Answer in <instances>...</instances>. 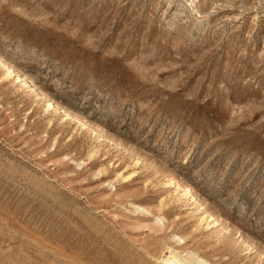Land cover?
<instances>
[{
  "label": "rangeland",
  "instance_id": "obj_1",
  "mask_svg": "<svg viewBox=\"0 0 264 264\" xmlns=\"http://www.w3.org/2000/svg\"><path fill=\"white\" fill-rule=\"evenodd\" d=\"M0 58V264H264V0H0Z\"/></svg>",
  "mask_w": 264,
  "mask_h": 264
},
{
  "label": "bare ground",
  "instance_id": "obj_2",
  "mask_svg": "<svg viewBox=\"0 0 264 264\" xmlns=\"http://www.w3.org/2000/svg\"><path fill=\"white\" fill-rule=\"evenodd\" d=\"M0 60H1V58H0ZM2 61V60H1ZM4 64H5V62H3ZM6 65V64H5ZM7 66V65H6ZM8 67V69L10 70V71H12L13 70V68L11 67V66H7ZM13 71H15V70H13ZM18 75H20V74H18ZM20 77H22L23 78V76L22 75H20ZM33 89H36V87L33 85V84H31V82H29L26 78H23ZM164 262V264H186V263H182L179 259H177V255H175L174 253H172L171 251H170V253H169V256L163 261Z\"/></svg>",
  "mask_w": 264,
  "mask_h": 264
}]
</instances>
